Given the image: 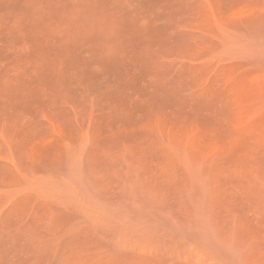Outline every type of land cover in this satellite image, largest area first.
Segmentation results:
<instances>
[{"label":"rangeland","instance_id":"374dc122","mask_svg":"<svg viewBox=\"0 0 264 264\" xmlns=\"http://www.w3.org/2000/svg\"><path fill=\"white\" fill-rule=\"evenodd\" d=\"M0 264H264V0H0Z\"/></svg>","mask_w":264,"mask_h":264}]
</instances>
